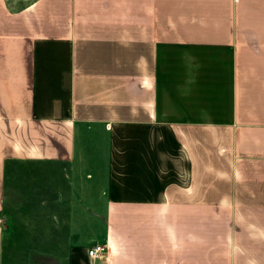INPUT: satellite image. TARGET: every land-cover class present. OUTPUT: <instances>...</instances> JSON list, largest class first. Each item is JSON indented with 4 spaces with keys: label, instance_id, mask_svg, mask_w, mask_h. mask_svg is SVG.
<instances>
[{
    "label": "crops",
    "instance_id": "0c3cea01",
    "mask_svg": "<svg viewBox=\"0 0 264 264\" xmlns=\"http://www.w3.org/2000/svg\"><path fill=\"white\" fill-rule=\"evenodd\" d=\"M0 214V264H264V0H0Z\"/></svg>",
    "mask_w": 264,
    "mask_h": 264
},
{
    "label": "rangeland",
    "instance_id": "374dc122",
    "mask_svg": "<svg viewBox=\"0 0 264 264\" xmlns=\"http://www.w3.org/2000/svg\"><path fill=\"white\" fill-rule=\"evenodd\" d=\"M126 132L128 135H123V133H124L123 131H117L116 132L117 134H116L114 130H108V133L103 135L100 138V142H101V144H104V145H107L108 143H112L113 145H117L121 142L126 143V139H129V132L128 131H126ZM123 155H125L124 151H123ZM88 250H87V253H88ZM96 261H97V259L90 258L89 264H93V263L95 264Z\"/></svg>",
    "mask_w": 264,
    "mask_h": 264
},
{
    "label": "built area",
    "instance_id": "2783aa9c",
    "mask_svg": "<svg viewBox=\"0 0 264 264\" xmlns=\"http://www.w3.org/2000/svg\"><path fill=\"white\" fill-rule=\"evenodd\" d=\"M3 223V217L0 214V225ZM106 246L104 244L97 243L89 248L88 254L91 258L99 259L105 256Z\"/></svg>",
    "mask_w": 264,
    "mask_h": 264
}]
</instances>
